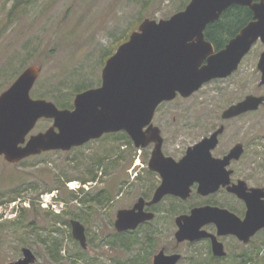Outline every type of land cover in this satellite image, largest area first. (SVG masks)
Here are the masks:
<instances>
[{
  "label": "rangeland",
  "instance_id": "obj_1",
  "mask_svg": "<svg viewBox=\"0 0 264 264\" xmlns=\"http://www.w3.org/2000/svg\"><path fill=\"white\" fill-rule=\"evenodd\" d=\"M189 2L0 0V94L24 69L37 66L41 72L31 98L71 104V108L56 106L73 109L78 94L75 89L86 85L84 92L101 86L106 61L144 19H169ZM262 50L260 43L252 48L244 64V80L242 71L239 79L207 84L192 98L177 99L161 111L171 151L179 150L184 137L179 126L195 124L200 108L213 110L231 97L264 94L255 73ZM219 91L222 95L218 97ZM186 106L192 111L187 114L190 119L182 117ZM51 126V120L38 121L26 139ZM172 131L177 135H169ZM126 155L122 146L110 139L72 152L44 153L17 165L0 158V264L22 258L23 248L34 253L35 264H152L153 254L162 247H175L184 256L179 264H211L203 245L175 246L173 221L145 225L130 235L115 230L117 212L126 208L138 191L130 183L131 174L127 175L130 162ZM98 195L109 200L101 205L88 202ZM71 220L85 227V249L71 235ZM255 245L264 264V238Z\"/></svg>",
  "mask_w": 264,
  "mask_h": 264
},
{
  "label": "water",
  "instance_id": "obj_2",
  "mask_svg": "<svg viewBox=\"0 0 264 264\" xmlns=\"http://www.w3.org/2000/svg\"><path fill=\"white\" fill-rule=\"evenodd\" d=\"M232 6L246 7L253 20L226 45L213 54L204 31L210 23ZM264 44V0H190L184 10L166 20L144 19L106 61L101 73V86L78 93L73 110H60L51 101L32 99L30 92L40 75V68L29 66L22 71L11 86L0 94V158L11 165L51 151H70L85 143L99 139L104 134L126 132L135 145H144L142 129L152 120L156 107L172 101L177 95L188 97L205 83L226 78L236 70L241 58L256 43ZM206 59V64L202 65ZM257 69L261 74L259 85H264V52ZM264 106V98L253 95L231 106L224 117H233L248 110ZM41 119L52 120L45 132L27 136ZM180 195L173 188L159 190L152 203L163 195ZM225 211L204 208L194 210L188 217L176 220L175 240L195 242L212 238L213 250L222 255L221 245L211 234L202 230L215 223L219 235L236 234L244 241L254 231L264 228V209L257 218L233 223L224 217ZM153 219L138 206L119 210L114 228L123 233ZM252 223V234L245 236L243 226ZM71 235L86 248L85 227L71 220ZM179 255L158 253L153 264H177ZM36 257L29 248L22 249V258L9 264H34Z\"/></svg>",
  "mask_w": 264,
  "mask_h": 264
},
{
  "label": "flooded vegetation",
  "instance_id": "obj_3",
  "mask_svg": "<svg viewBox=\"0 0 264 264\" xmlns=\"http://www.w3.org/2000/svg\"><path fill=\"white\" fill-rule=\"evenodd\" d=\"M257 2L259 0H254V3ZM252 20L253 16L246 25ZM246 25L239 28L222 45L210 42L213 54L224 50L229 40L234 38ZM257 43L263 46L260 57L264 52V44L259 41L255 44ZM252 48L241 58L236 70L228 77L213 79L203 86L210 83L227 82L234 77L238 78L242 71L244 80L246 72L243 68ZM205 64L206 59L202 65ZM257 64L255 73L259 75L260 81L261 74L257 69ZM257 86L264 88V85L258 84ZM200 89L187 98L198 94ZM221 95L222 91L217 92L218 97ZM249 95L251 94L241 99L231 97L225 105L217 106L213 110L200 108L198 110H201L200 113H197L198 117H195V124L185 122L182 127L179 126L184 137L182 140L179 136L182 142H180L178 151L174 149L171 151L169 145L171 139L165 133V113L162 114L161 111L177 99H187L181 96L156 107L150 124L141 131L144 145L140 144L137 147L126 132L120 131L105 134L80 147H73L68 152L81 149L97 141L102 145L103 140L110 139L118 142L119 147L122 146L130 162L126 170L127 175L131 174L130 183L138 189L136 196L124 209L138 206L144 213L153 215L152 220L140 224L135 231L145 225L156 224L163 220L167 221L166 224L173 221L177 230L176 220L179 217H188L194 210L204 208L225 211V219L241 225L248 217L250 221L257 218L260 210L264 209V173L260 164V161H264V106L259 105L255 110H248L233 117H224V113ZM257 97L264 98V94L257 95ZM191 112L187 106L184 107L181 112L182 117L190 119L187 114ZM174 133L175 131H172L169 135H177ZM98 159L102 160V153ZM112 160L114 161L113 158ZM170 188L180 190V195L165 194L157 202L152 203L159 190ZM243 227L245 236L252 234L254 230L252 223ZM202 230L211 234L216 243L221 245L219 252L222 255L214 253L212 238L178 243L174 234L175 246L203 245L205 247L204 256L211 264H251L249 261L251 252L257 251L255 241L264 238V228L254 231L248 237L247 242L244 241V237L240 238L236 234L219 235L216 224L212 222L202 227ZM160 252H163L165 256L179 255L180 259L177 264L184 259L175 247L172 250L162 247L153 254L152 264L154 257Z\"/></svg>",
  "mask_w": 264,
  "mask_h": 264
},
{
  "label": "trees",
  "instance_id": "obj_4",
  "mask_svg": "<svg viewBox=\"0 0 264 264\" xmlns=\"http://www.w3.org/2000/svg\"><path fill=\"white\" fill-rule=\"evenodd\" d=\"M251 17H252V14L248 8L240 7V6H232V7L228 8L226 11H224L217 21L207 25V27L204 31L205 40L208 42H211V43H215L217 45H222L231 36H233L239 28L246 25V23L248 22V20L251 19ZM18 73H19V71H18ZM15 75H17V74H15ZM85 87H86V85L78 86L75 89V93H79V92L85 90ZM56 105H59L61 108H71V107H68L71 104L65 105V104H58L57 103ZM103 198H105V197H103ZM103 198H102V195H98V196H95L92 200H89L88 202H92L94 204L96 203L98 205H101L103 203V201L109 200V198H105V199H103ZM81 201L87 202L86 200H81ZM1 226H3V225H0V227ZM136 233H137V231L130 232V233L128 232V233H124V234L130 235V234H136ZM133 241H134V239H133ZM132 242L127 243V244H131ZM53 257L56 258V255H54ZM249 261L251 264H262L263 259H261L259 257L258 250L255 253L253 251L251 252V255L249 257Z\"/></svg>",
  "mask_w": 264,
  "mask_h": 264
},
{
  "label": "bare ground",
  "instance_id": "obj_5",
  "mask_svg": "<svg viewBox=\"0 0 264 264\" xmlns=\"http://www.w3.org/2000/svg\"><path fill=\"white\" fill-rule=\"evenodd\" d=\"M72 186V184H70Z\"/></svg>",
  "mask_w": 264,
  "mask_h": 264
}]
</instances>
